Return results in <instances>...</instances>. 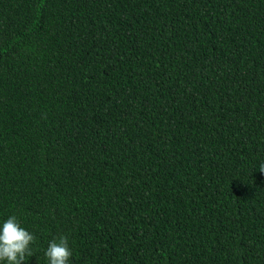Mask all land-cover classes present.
<instances>
[{"label":"trees","instance_id":"obj_1","mask_svg":"<svg viewBox=\"0 0 264 264\" xmlns=\"http://www.w3.org/2000/svg\"><path fill=\"white\" fill-rule=\"evenodd\" d=\"M261 165L264 0H0L22 264H264Z\"/></svg>","mask_w":264,"mask_h":264},{"label":"clouds","instance_id":"obj_2","mask_svg":"<svg viewBox=\"0 0 264 264\" xmlns=\"http://www.w3.org/2000/svg\"><path fill=\"white\" fill-rule=\"evenodd\" d=\"M260 171L264 173V165ZM35 236L21 226L15 215L10 216L0 227V261L7 264H22L34 253L31 245ZM73 253L68 237L53 238L46 249L45 256L49 264H70Z\"/></svg>","mask_w":264,"mask_h":264}]
</instances>
